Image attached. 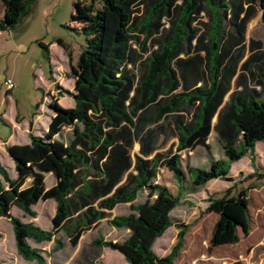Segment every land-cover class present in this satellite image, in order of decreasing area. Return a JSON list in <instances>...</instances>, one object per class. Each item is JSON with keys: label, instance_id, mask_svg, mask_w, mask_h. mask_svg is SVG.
<instances>
[{"label": "trees", "instance_id": "trees-1", "mask_svg": "<svg viewBox=\"0 0 264 264\" xmlns=\"http://www.w3.org/2000/svg\"><path fill=\"white\" fill-rule=\"evenodd\" d=\"M34 1L2 0L0 31L28 15ZM77 3L82 12L75 9L72 20L85 45L75 65L67 58L73 91L54 82L58 97L47 104L51 114L43 134H33L30 123L27 142L5 145L15 177L0 163V217H10L17 253L44 264L29 241L48 242L53 231L63 230L76 243L117 204L130 203L128 213L109 220L128 228V236L93 244L118 251L128 264H173L189 224L173 223L170 213L180 197L154 180L165 168L181 184L179 151L207 146L212 130L224 158L208 169H191L192 183L232 181L219 197H207L205 210L217 215L209 247L237 243L238 229L244 235L250 230L248 190L255 186L234 191L237 182L228 172L230 162L243 156L251 162L255 143L264 140V44L245 38L258 12L264 23V0H101L97 8ZM62 93L71 96L72 106L58 103ZM165 122L176 142L159 152ZM46 174L54 177L49 187ZM142 190L146 197L135 202ZM45 199L55 202L51 230L9 215L15 207L35 217L33 206ZM172 225L176 242L157 256L154 241Z\"/></svg>", "mask_w": 264, "mask_h": 264}, {"label": "rangeland", "instance_id": "rangeland-1", "mask_svg": "<svg viewBox=\"0 0 264 264\" xmlns=\"http://www.w3.org/2000/svg\"><path fill=\"white\" fill-rule=\"evenodd\" d=\"M77 1L85 3L84 0H35L30 5L28 15L12 28L0 31V163L10 177H15L16 173L13 161L5 151V145L27 142V129L32 120L34 125L31 132L36 135L43 134L51 114L47 104L58 97L50 78L56 80L57 87L73 91L74 77L67 58L70 57V63L75 65L85 45V36L79 23L72 20L76 10L82 12ZM93 3L97 8L101 0H93ZM255 22L247 26L246 41L257 38L264 44V23L258 17ZM6 79L13 82L10 90L4 84ZM226 98L227 96L224 101ZM72 101L70 95L62 93L58 103L69 107L68 104ZM212 123H215V119ZM171 133L170 125L165 122V132L156 143L157 151L165 152L174 145L176 138ZM207 144L198 145L193 150L179 151L180 163L184 169L181 184L165 168L159 169L154 180L164 184L173 195L178 194L180 197L179 204L170 213L173 223L189 224L173 264H264V226L259 222L260 218L264 220V167L259 166L260 162L256 158L254 162H250L249 157L243 156L231 162L228 173L237 182L234 191L249 185L255 186L248 190L251 232L249 230L250 233L244 235L238 229L237 243L209 247L217 215L205 210L207 197H219L232 181L211 179L203 187L193 185L191 169H208L212 160L224 158L221 143L214 130L209 134ZM263 145L264 140L257 143V152ZM132 152H138L137 143L134 144ZM261 155L264 156V153ZM251 169L256 173L248 178ZM258 173L262 175L259 176ZM53 180L52 175H45L47 187L53 184ZM145 197L146 190H142L135 202L142 201ZM129 205L130 203L117 204L108 211L107 216L84 229L76 243H72L63 230H58L53 231L52 238L59 240L60 246L53 239L43 243L29 241V244L39 250L44 264H128L118 251L95 245L93 241L124 240L129 229L113 227L109 220L128 213ZM33 209L36 212L35 217L26 216L15 207L10 209L9 215L51 230L54 200H39ZM9 218L0 217V264H36L34 260H26L17 253ZM177 232L178 229L172 225L156 238L153 251L157 256H164L170 251L176 242Z\"/></svg>", "mask_w": 264, "mask_h": 264}, {"label": "crops", "instance_id": "crops-1", "mask_svg": "<svg viewBox=\"0 0 264 264\" xmlns=\"http://www.w3.org/2000/svg\"><path fill=\"white\" fill-rule=\"evenodd\" d=\"M84 2H85V4H91V5H93V7H95L94 6V3H93V0H91L90 2H88V1H86V0H84ZM0 15H2L3 16V5H2V0H0ZM1 16V17H2ZM0 17V18H1ZM260 18L261 17V13L260 12H258L257 13V15L253 18V19H251L250 21H249V23L247 24V26L250 24H254V23H256L255 22V18ZM61 66V65H60ZM59 66V67H60ZM54 80V79H53ZM52 82V84L54 83V82H56V80H54V81H51ZM62 98V96H59V98H58V101L60 100ZM73 105V101L72 102H70L69 104H68V106L70 107V106H72ZM214 119H215V121H216V116H214ZM213 121V120H212ZM48 122H49V119H48V121H47V125H48ZM33 125H34V120H32V122H31V129L33 130ZM47 125L45 126V128H44V131L46 130V128H47ZM27 131H28V129H27ZM211 133V132H210ZM259 141H257L256 143H255V145H254V151H253V158H252V162H254L255 160H254V158H256V160H259V166L260 167H264V163H262V162H264V156H262L261 155V153H264V145L262 146V148L260 149V151H258L257 152V150H256V145H257V143H258ZM246 157H248V156H246ZM230 164H231V162H230ZM230 167H231V165H230ZM229 170H230V168H229ZM252 171L254 170V169H251ZM251 171V172H252ZM229 173V172H228ZM203 186H205V184L203 185ZM203 186H200V187H203ZM249 205H250V203H249ZM249 221H251V218H250V213H249ZM259 222H260V225L261 226H264L263 225V223H264V220H262V218H260L259 219ZM250 229H251V227H250ZM250 232H251V230H250ZM249 232V233H250Z\"/></svg>", "mask_w": 264, "mask_h": 264}, {"label": "built area", "instance_id": "built-area-1", "mask_svg": "<svg viewBox=\"0 0 264 264\" xmlns=\"http://www.w3.org/2000/svg\"><path fill=\"white\" fill-rule=\"evenodd\" d=\"M4 84L8 90H10L13 87V82L10 79H6L4 81Z\"/></svg>", "mask_w": 264, "mask_h": 264}]
</instances>
